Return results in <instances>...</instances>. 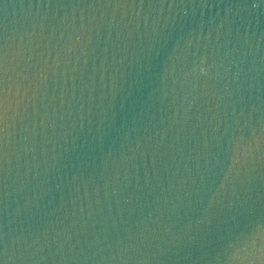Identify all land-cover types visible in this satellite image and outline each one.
Segmentation results:
<instances>
[{
	"label": "water",
	"instance_id": "water-1",
	"mask_svg": "<svg viewBox=\"0 0 264 264\" xmlns=\"http://www.w3.org/2000/svg\"><path fill=\"white\" fill-rule=\"evenodd\" d=\"M0 264H264V0H0Z\"/></svg>",
	"mask_w": 264,
	"mask_h": 264
}]
</instances>
